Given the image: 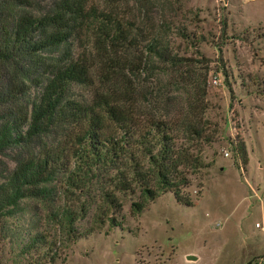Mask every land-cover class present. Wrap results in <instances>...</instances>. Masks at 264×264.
<instances>
[{
    "label": "rangeland",
    "instance_id": "obj_1",
    "mask_svg": "<svg viewBox=\"0 0 264 264\" xmlns=\"http://www.w3.org/2000/svg\"><path fill=\"white\" fill-rule=\"evenodd\" d=\"M93 4L136 21L144 37L114 54L111 66L91 42L90 83L74 86L73 96L87 105L111 96L134 111L143 132L151 120L168 122L176 149L196 165L187 168L190 184L182 189L195 205L162 193L133 214L132 204L145 202L140 190L116 192L123 210L113 227L96 216L102 190L111 187L94 180L88 195L69 189L60 175L50 185L52 198L25 199L0 222V264H264V0ZM160 36L174 64L149 52ZM89 42L75 44L76 59ZM37 95L32 89L28 99ZM190 124L198 133L186 131ZM74 130L51 136L52 147L63 148ZM11 157L0 154V177L15 168ZM69 207L80 212L77 238L56 217Z\"/></svg>",
    "mask_w": 264,
    "mask_h": 264
},
{
    "label": "trees",
    "instance_id": "obj_2",
    "mask_svg": "<svg viewBox=\"0 0 264 264\" xmlns=\"http://www.w3.org/2000/svg\"><path fill=\"white\" fill-rule=\"evenodd\" d=\"M227 27L225 22L223 33ZM140 29L93 0H0V154L11 152L15 163L0 177V222L15 215L25 199L52 198L50 185L60 175L69 189L88 195L94 180L111 187L102 190L96 216L100 224L110 218L113 227H120L123 210L116 192L140 190L145 202L133 203V214L162 193H172L186 207L195 205L182 189L190 184L187 168L196 165L186 150L176 149L168 122L151 120L143 132L134 111L111 96L87 105L72 94L74 86L90 83L92 47L107 57L104 66L114 65V54L139 46ZM85 39L90 41L85 54L76 59L75 44ZM148 49L175 63L161 36ZM32 89L38 95L30 100ZM65 128L75 129L68 144L52 147L51 136ZM186 131L198 133L191 124ZM79 213L69 207L56 216L75 238Z\"/></svg>",
    "mask_w": 264,
    "mask_h": 264
},
{
    "label": "water",
    "instance_id": "obj_3",
    "mask_svg": "<svg viewBox=\"0 0 264 264\" xmlns=\"http://www.w3.org/2000/svg\"><path fill=\"white\" fill-rule=\"evenodd\" d=\"M190 260H195L194 257H189Z\"/></svg>",
    "mask_w": 264,
    "mask_h": 264
},
{
    "label": "crops",
    "instance_id": "obj_4",
    "mask_svg": "<svg viewBox=\"0 0 264 264\" xmlns=\"http://www.w3.org/2000/svg\"><path fill=\"white\" fill-rule=\"evenodd\" d=\"M257 227H258V225H257ZM190 257V255H188V257H187V259Z\"/></svg>",
    "mask_w": 264,
    "mask_h": 264
}]
</instances>
